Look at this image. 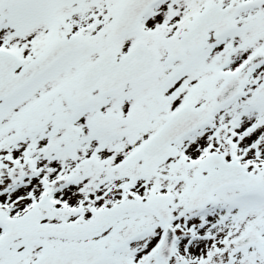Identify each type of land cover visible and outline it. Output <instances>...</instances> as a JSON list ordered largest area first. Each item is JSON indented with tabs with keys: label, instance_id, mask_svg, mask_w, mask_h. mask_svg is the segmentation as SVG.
<instances>
[{
	"label": "snow or ice",
	"instance_id": "1",
	"mask_svg": "<svg viewBox=\"0 0 264 264\" xmlns=\"http://www.w3.org/2000/svg\"><path fill=\"white\" fill-rule=\"evenodd\" d=\"M0 264H264V0H0Z\"/></svg>",
	"mask_w": 264,
	"mask_h": 264
}]
</instances>
